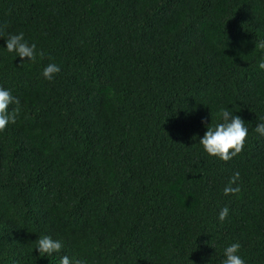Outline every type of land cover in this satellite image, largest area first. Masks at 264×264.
Listing matches in <instances>:
<instances>
[{"label":"trees","instance_id":"obj_1","mask_svg":"<svg viewBox=\"0 0 264 264\" xmlns=\"http://www.w3.org/2000/svg\"><path fill=\"white\" fill-rule=\"evenodd\" d=\"M21 32L44 52L23 67ZM261 40L264 0H0L20 108L0 132V264H222L233 243L264 264ZM221 109L249 130L228 162L199 144ZM45 235L60 252L40 256Z\"/></svg>","mask_w":264,"mask_h":264},{"label":"clouds","instance_id":"obj_2","mask_svg":"<svg viewBox=\"0 0 264 264\" xmlns=\"http://www.w3.org/2000/svg\"><path fill=\"white\" fill-rule=\"evenodd\" d=\"M6 50L8 53H14L16 58H20L22 61L20 67L24 66L23 61L25 59L27 62H35L37 56H44L42 50L37 52L35 43L29 45L24 38L23 32L9 35L6 40ZM256 50L264 51V40L256 43ZM258 68L264 70V58L261 59ZM60 71V67L52 63L44 68L42 75L46 80L51 81ZM13 104L16 107L9 112V106ZM19 112V100L13 97L9 90L0 87V132L5 131L10 123H16ZM219 116L222 118V122L216 124L214 127L207 125V131L203 138L200 139L199 144L209 157L228 162L243 151L249 130L245 126V122L239 116L233 115L228 109H221ZM254 130L260 136L264 137V123H258ZM239 179V172L234 173L223 189L225 196L235 195L241 191L239 185H237ZM233 185L236 186L234 187ZM228 214V207H224L219 213V220L223 222L228 217ZM35 243L37 245L36 250H38L40 256H51L53 253H58L62 249V243L60 241L54 240L47 235L39 237ZM240 248L241 245L239 243H233L226 247L224 250L225 259L222 261V264H245V261L238 255ZM60 264H73V261L68 256H63ZM74 264H87V262L76 260Z\"/></svg>","mask_w":264,"mask_h":264}]
</instances>
